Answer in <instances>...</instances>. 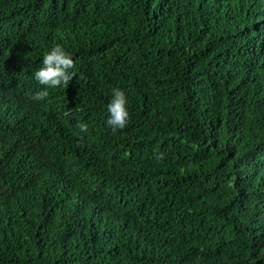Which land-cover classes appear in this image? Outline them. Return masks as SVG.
I'll list each match as a JSON object with an SVG mask.
<instances>
[{
  "label": "trees",
  "instance_id": "16d2710c",
  "mask_svg": "<svg viewBox=\"0 0 264 264\" xmlns=\"http://www.w3.org/2000/svg\"><path fill=\"white\" fill-rule=\"evenodd\" d=\"M0 264H264V0H0Z\"/></svg>",
  "mask_w": 264,
  "mask_h": 264
},
{
  "label": "clouds",
  "instance_id": "9594fccd",
  "mask_svg": "<svg viewBox=\"0 0 264 264\" xmlns=\"http://www.w3.org/2000/svg\"><path fill=\"white\" fill-rule=\"evenodd\" d=\"M75 63L72 58L59 45L52 48L43 57V66L35 72V79L44 90L38 91L33 97L34 100L40 101L48 97L49 88H66L77 73L73 71ZM127 99L124 92L118 88L112 90V99L107 105L109 117L107 125L115 131L123 129L127 122L129 113L127 111ZM80 133H87L88 125L79 123L77 125ZM82 138V137H81Z\"/></svg>",
  "mask_w": 264,
  "mask_h": 264
}]
</instances>
